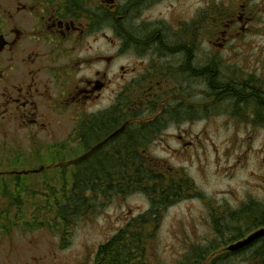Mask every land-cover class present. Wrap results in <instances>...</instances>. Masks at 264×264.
<instances>
[{
	"label": "flooded vegetation",
	"instance_id": "1",
	"mask_svg": "<svg viewBox=\"0 0 264 264\" xmlns=\"http://www.w3.org/2000/svg\"><path fill=\"white\" fill-rule=\"evenodd\" d=\"M165 2L0 0V135L18 142L19 149L43 155L34 170L126 168L130 127L153 124L156 133L169 126L181 130L179 121L192 120V105L164 100L171 85L175 94L186 90L187 95L194 84L205 85L213 95L222 88L233 111L236 100L246 96L252 103L253 95L252 119H263L264 79L222 80L212 52L216 46L226 50L227 44L218 41L239 30L241 17L234 12L210 28L202 16L188 18L190 7H184L183 15L172 4L163 12L156 8ZM130 54L139 65L115 63L119 55ZM158 104V114L145 119ZM70 126L72 131H67ZM18 171L11 172L18 177ZM94 171L95 182H112L111 170ZM234 213H248L246 231L215 222L200 256L190 246L193 253L184 264H200L202 258L204 264H264V234L240 249L229 248L264 229V213L252 218V208L237 209L229 216Z\"/></svg>",
	"mask_w": 264,
	"mask_h": 264
},
{
	"label": "rangeland",
	"instance_id": "2",
	"mask_svg": "<svg viewBox=\"0 0 264 264\" xmlns=\"http://www.w3.org/2000/svg\"><path fill=\"white\" fill-rule=\"evenodd\" d=\"M171 4L179 9L178 15H183L185 6L190 7L188 18L202 16L208 19L210 28L220 17H231L234 12L240 16L239 30L226 36V41H218L228 48L223 51L224 47H213L220 63V77L240 81L251 76L264 79V0H167L156 8L163 12ZM115 63L131 67L139 65V59L133 54L119 55ZM140 70L136 68L138 74L144 75ZM168 91L164 100L192 105V120L179 121L181 130L169 126L167 131L153 133L158 126L148 123L144 128L134 127L136 136L141 137L138 145L142 148L138 150L141 158L151 160L155 167L162 165L173 173L185 172L200 195L168 206L155 232L147 233L149 264H184V260L187 263L192 250L196 248L200 256L205 241L213 237L212 224L236 225L243 233L250 222L248 213L229 214L241 209L243 203L252 206V200L264 204V124L252 123L256 106L250 102L236 103L233 111L232 101L225 99L227 92L220 88L221 93L213 95L201 84L192 86V95H187L186 90L175 94L173 85ZM160 109V104L150 109L145 119H153ZM196 112L202 115L197 116ZM67 131H72V126ZM136 140L128 142V150ZM68 145L73 147L74 141ZM19 148L18 142L0 135V171L7 173L0 174V208L8 207L6 203L17 198L21 203L12 208L13 212L22 216L19 211H24L23 221L31 225L28 230L16 226L7 235H0V264H95L97 248L150 209L145 194H114L106 198L96 191L94 210L63 220L57 210L58 205H63L60 187L63 182H71L72 168H46L15 177L11 171L34 169L43 156L27 147ZM75 155L68 153L66 157ZM147 221L155 223L151 218ZM200 264H204V258Z\"/></svg>",
	"mask_w": 264,
	"mask_h": 264
},
{
	"label": "trees",
	"instance_id": "3",
	"mask_svg": "<svg viewBox=\"0 0 264 264\" xmlns=\"http://www.w3.org/2000/svg\"><path fill=\"white\" fill-rule=\"evenodd\" d=\"M237 87L239 86L237 85ZM239 89L240 92L247 93V89H243V87ZM242 93H240L241 96H244ZM253 99L252 95V103H254ZM241 102L249 103L250 100L246 96L236 100L238 104H241ZM260 115L263 119L261 120L260 117L259 121L261 120L260 123L264 124V114ZM256 120L253 119L252 123H255ZM136 132L132 128L129 129L130 144H132L131 141L134 139L137 140L132 147L130 145L126 168L123 166H113L111 168L97 167L95 171L90 166L72 168L69 172L70 177L67 176L71 182H63V185L60 187L63 205H58L57 210L59 217L63 220H66L68 216L84 214L85 210H94L96 204L93 202V197L98 192L102 193V196L106 198L114 194L118 196L142 193L149 199L150 209L147 212L119 229L114 236L97 248L95 264H143L147 257L145 252L147 249V233L150 231L155 232L154 229L157 227L158 221L166 208L182 199L200 195L194 183L187 177L185 172L176 171V173H173L169 168L162 165L155 167L147 159H142L138 150L141 147V145H138L141 137L136 136ZM109 170L112 171L111 183H101L93 180V171L94 173L101 174L103 172L108 173L110 172ZM124 172H126L125 178ZM62 174L64 177V173ZM11 183L14 184L15 182L12 181ZM6 190H8L7 187ZM20 203L15 198L6 203L8 207L0 208V235H7L16 226H21L24 230L30 229L27 226H30L31 222L23 221V216H25L24 211H19L22 214V216H19L16 214L18 211L13 212L12 210V208H15ZM251 207L252 218L259 213H264V211H261L264 210V204L253 200L252 206L251 204L243 203L241 209ZM255 211L257 213H254ZM148 218H151L155 223L152 225L150 222L148 223ZM36 224L34 223V226ZM145 226H149L151 229L146 230Z\"/></svg>",
	"mask_w": 264,
	"mask_h": 264
},
{
	"label": "water",
	"instance_id": "4",
	"mask_svg": "<svg viewBox=\"0 0 264 264\" xmlns=\"http://www.w3.org/2000/svg\"><path fill=\"white\" fill-rule=\"evenodd\" d=\"M36 172H39V170L32 169V170H26V171H18L17 174H28V173H36ZM14 173L15 172H13V174ZM263 234H264V229L257 230L255 232H253L252 234H250L245 239H242V240L236 242L235 244L231 245L229 248L231 250L240 249V248L246 246L247 244H249L251 241L258 239Z\"/></svg>",
	"mask_w": 264,
	"mask_h": 264
}]
</instances>
